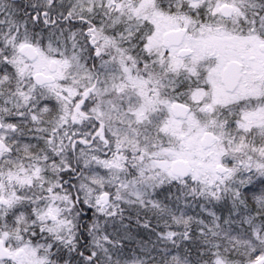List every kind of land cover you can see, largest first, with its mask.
<instances>
[{"label":"snow or ice","instance_id":"1","mask_svg":"<svg viewBox=\"0 0 264 264\" xmlns=\"http://www.w3.org/2000/svg\"><path fill=\"white\" fill-rule=\"evenodd\" d=\"M0 264H264V0H0Z\"/></svg>","mask_w":264,"mask_h":264}]
</instances>
